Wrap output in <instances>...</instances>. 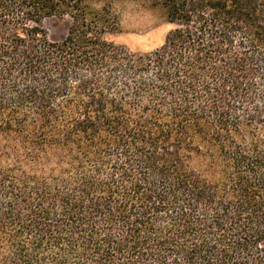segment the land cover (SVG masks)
Wrapping results in <instances>:
<instances>
[{
    "label": "trees",
    "instance_id": "1",
    "mask_svg": "<svg viewBox=\"0 0 264 264\" xmlns=\"http://www.w3.org/2000/svg\"><path fill=\"white\" fill-rule=\"evenodd\" d=\"M127 1L0 0V264H264V0Z\"/></svg>",
    "mask_w": 264,
    "mask_h": 264
},
{
    "label": "rangeland",
    "instance_id": "2",
    "mask_svg": "<svg viewBox=\"0 0 264 264\" xmlns=\"http://www.w3.org/2000/svg\"><path fill=\"white\" fill-rule=\"evenodd\" d=\"M121 15V30L111 35V39L133 50L147 51L160 46L173 28L165 11L152 0L127 1L118 7ZM52 40L65 37L69 19L53 17L45 21Z\"/></svg>",
    "mask_w": 264,
    "mask_h": 264
}]
</instances>
